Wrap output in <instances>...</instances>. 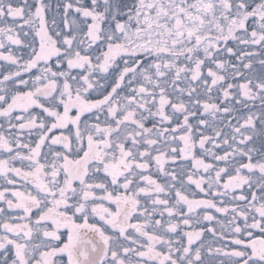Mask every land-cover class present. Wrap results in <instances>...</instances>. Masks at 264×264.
<instances>
[{
  "label": "snow or ice",
  "instance_id": "obj_1",
  "mask_svg": "<svg viewBox=\"0 0 264 264\" xmlns=\"http://www.w3.org/2000/svg\"><path fill=\"white\" fill-rule=\"evenodd\" d=\"M0 264H264V0H0Z\"/></svg>",
  "mask_w": 264,
  "mask_h": 264
}]
</instances>
